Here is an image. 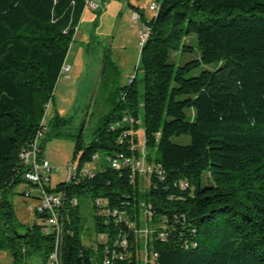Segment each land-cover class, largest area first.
I'll list each match as a JSON object with an SVG mask.
<instances>
[{
  "label": "trees",
  "instance_id": "obj_1",
  "mask_svg": "<svg viewBox=\"0 0 264 264\" xmlns=\"http://www.w3.org/2000/svg\"><path fill=\"white\" fill-rule=\"evenodd\" d=\"M84 8V0H0V251L13 264L33 254L46 264L54 248L46 214L35 212L40 222L24 227L8 195L23 180L20 152L42 129ZM145 23L142 77L109 92L93 140L63 134L58 115L47 124L48 135L74 140L79 170L99 157L92 177L52 189L78 200L62 264H142L141 230L149 259L156 254L150 264H264V0H160ZM183 55L194 58L174 61ZM109 70L106 61L101 82ZM181 136L189 143L172 141ZM108 159L152 165L147 187L131 180V165L114 169ZM81 200L92 206L95 249L82 242Z\"/></svg>",
  "mask_w": 264,
  "mask_h": 264
},
{
  "label": "rangeland",
  "instance_id": "obj_2",
  "mask_svg": "<svg viewBox=\"0 0 264 264\" xmlns=\"http://www.w3.org/2000/svg\"><path fill=\"white\" fill-rule=\"evenodd\" d=\"M125 3L128 5L126 6ZM152 5L159 8L160 0H101L104 10L94 12L86 9L65 60L70 65L71 72L59 77L54 90V103L49 109L50 115L52 109H58L60 103H65L69 108L65 116L59 115L66 120V126L61 130L63 134L75 137L82 132L83 143L89 144L93 140L96 129L110 111L109 92L115 88L127 86L132 76L141 79L139 30L147 26L145 21H149L156 15L157 11L149 10ZM136 9L143 13L139 28L132 27L130 22L131 13ZM187 41L191 43L189 39ZM193 46L196 47L195 43ZM192 58L194 56L183 55L178 56L174 61L184 64ZM106 61L108 65L114 67L115 71H107L101 82ZM203 69L202 66L191 75H197ZM50 130L48 126L42 139V141L47 139L43 155L50 164L51 185L55 187L66 181L65 169L73 161L75 144L71 138L48 135ZM136 134L139 142L138 151L144 154L143 128L141 127ZM172 141L179 145H186L189 143V138L173 137ZM78 156L79 154L75 159L76 162ZM97 167L98 164H96ZM22 178L23 180L9 193L8 202L16 221L25 227L38 224L40 219L33 210L38 205L37 188L26 182L24 176ZM205 179L206 174H203V184ZM147 183V178L142 175L139 180L141 191L147 187ZM91 207L90 203L80 201L82 242L85 246L95 249L96 236L93 230ZM138 235L143 246L142 264H148L149 253L144 247L145 233L142 230ZM0 264H13L12 256L8 251H0ZM22 264H42V260L40 256L33 254L28 256Z\"/></svg>",
  "mask_w": 264,
  "mask_h": 264
},
{
  "label": "built area",
  "instance_id": "obj_3",
  "mask_svg": "<svg viewBox=\"0 0 264 264\" xmlns=\"http://www.w3.org/2000/svg\"><path fill=\"white\" fill-rule=\"evenodd\" d=\"M85 9H89L91 11L97 12L103 9L101 6V0H84ZM127 6V3H125ZM150 11H157V7L152 5L149 7ZM130 22L132 27H138L141 23V15L140 12L137 10H133L130 16ZM149 34L148 27H142L139 30V35L141 38L140 46L146 40ZM70 65L63 64L61 68V75H65L70 71ZM130 80V79H129ZM49 107V104L46 106V111ZM124 122H128L126 118L123 119ZM131 123V121H129ZM47 130L46 125V112L45 117L42 121V129L39 130L32 142L29 146L23 149L20 152L19 158L21 165L23 166V176L25 181L29 184L34 185L37 188V197L38 205L33 208L34 212L46 214L45 221H44V230L47 235L51 234L54 236V248L51 254L49 255L46 264H62V244H63V235L66 231L65 224L66 221L68 223V210L70 208H74L78 205V200L73 198L68 200L66 194L64 192H54L51 185V167L49 162L44 158L41 150V141L45 136V132ZM98 155L92 156V163L86 164L83 166L81 170L78 169L76 162H71L66 167V181L67 183L74 182L78 183L80 179L83 177H92L94 172L96 171V162L98 161ZM110 166L114 169H119L122 165H131V174L130 178L133 181L134 178H138L140 180L141 176L144 175L149 180V176L153 172V166L148 165L146 161L140 159L135 162H131L129 159H123L122 161L118 160H111ZM29 195V194H26ZM95 205L102 209L105 208V202L96 199ZM102 211V210H101ZM104 212H108L105 209ZM113 216L118 215L122 217L121 214H117L116 211L112 213ZM144 216H151L150 212H146ZM142 231V230H141ZM139 231V232H141ZM145 236L147 234L146 230H143ZM99 240H104L103 236L98 237ZM120 245L125 246L126 242L121 240L118 242ZM118 258H121L119 256ZM156 258V254H152V258L148 260V264L152 263V261ZM104 264H112L110 260H105Z\"/></svg>",
  "mask_w": 264,
  "mask_h": 264
},
{
  "label": "crops",
  "instance_id": "obj_4",
  "mask_svg": "<svg viewBox=\"0 0 264 264\" xmlns=\"http://www.w3.org/2000/svg\"><path fill=\"white\" fill-rule=\"evenodd\" d=\"M127 5H128V3H127ZM103 10H104V8H103ZM102 10V11H103ZM86 11V9L84 10V12ZM84 12H83V14H84ZM82 14V15H83ZM77 32V31H76ZM75 35H76V33H75ZM65 64H67L66 63V61H65ZM69 72H71V68H70V71ZM53 103H54V98H53V102H52V104H49V107H48V109H47V111H46V125L48 124V122L52 119V117L53 116H55V115H62V116H65L66 115V113L69 111V108L65 105V103H60L59 105H58V109H56V108H54V109H52V113L49 115V109H50V106L51 105H53Z\"/></svg>",
  "mask_w": 264,
  "mask_h": 264
}]
</instances>
